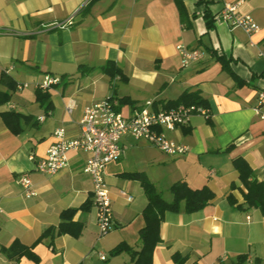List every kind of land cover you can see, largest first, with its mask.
<instances>
[{
    "label": "crops",
    "instance_id": "1",
    "mask_svg": "<svg viewBox=\"0 0 264 264\" xmlns=\"http://www.w3.org/2000/svg\"><path fill=\"white\" fill-rule=\"evenodd\" d=\"M180 1L187 25L175 0H91L84 6L83 0H0V72L16 83L28 82L12 91L0 111L29 117L20 121L18 134L0 117V264H132L128 251L110 254L119 242L134 250L141 246L146 194L126 173L152 182L166 201L172 199L170 186L179 181L213 193L199 210L186 212L181 203L178 211L164 212L152 264H174V252L185 255L186 264H212L221 254L228 257L225 264H237L240 255L264 264V214L244 204L245 188L232 164L242 157L264 181V107L256 110V96L264 89V0ZM226 4L250 14L257 30L246 33L215 20ZM68 19L70 24L57 26ZM178 44L200 49L203 57L183 65ZM219 55L240 85L222 68ZM109 63L120 76L109 75L104 69ZM45 74L60 78L46 90L48 108L36 99L34 87ZM184 91L199 92L209 118L192 114L187 123L164 131L187 147L182 155L163 153L129 135L120 138L122 156L105 167L114 224L105 235L98 236L92 182L81 170L84 153L68 151L67 165L53 174L31 171L29 155L45 156L54 129L63 128L69 139L78 135L85 106L113 96L129 115L145 101L155 110ZM23 171H31L32 197L18 184ZM67 208L76 209L72 221L81 225L79 235L36 242L45 228L58 225ZM14 243L31 247L37 262L9 256L6 250Z\"/></svg>",
    "mask_w": 264,
    "mask_h": 264
},
{
    "label": "built area",
    "instance_id": "2",
    "mask_svg": "<svg viewBox=\"0 0 264 264\" xmlns=\"http://www.w3.org/2000/svg\"><path fill=\"white\" fill-rule=\"evenodd\" d=\"M91 0H83L81 6ZM215 20L226 22L231 27H240L246 33H252L258 28L257 23L250 14H239L235 12L232 4H226L216 15ZM58 23L57 26L70 24ZM183 65L197 61L203 57V52L198 48H187L178 44L176 46ZM60 82L58 76L45 74L43 78L34 83L35 88L47 90ZM28 86V82L16 83V90ZM257 107H264V89L258 91ZM151 101H145L140 108L133 109L129 115H124L118 109V102L113 96L106 97L95 103L84 107L79 119V133L76 137L68 138L63 128L54 129L53 142L46 150L44 157L35 158L29 155L33 162L31 171L43 174H53L67 165V152L70 150L84 153V161L81 167L83 173L87 174L92 182V205L95 212V223L98 236L105 235L113 227V216L111 199L105 181V167L110 161L118 160L123 153L119 143L123 135H129L134 139L148 142L163 153L170 155H182L187 147L169 139L164 131H172L176 127L188 122L192 114H199L205 118L209 116L208 109L203 106L179 104L175 107L151 108ZM43 119V115L39 116ZM23 171L18 178V184L26 197L36 194L30 173ZM1 213V208H0ZM99 258L105 259V254L99 252ZM227 255L221 254L212 264H225ZM242 264H257L248 255Z\"/></svg>",
    "mask_w": 264,
    "mask_h": 264
},
{
    "label": "trees",
    "instance_id": "3",
    "mask_svg": "<svg viewBox=\"0 0 264 264\" xmlns=\"http://www.w3.org/2000/svg\"><path fill=\"white\" fill-rule=\"evenodd\" d=\"M178 9L179 17L183 25H187L185 19V9L180 0H175ZM203 1L199 0L198 2ZM206 3V2H205ZM204 15L208 17V11H204ZM211 19L207 20V24H210ZM221 62L222 68L229 71L236 81L237 85H240V81L234 73H232L227 67V61L221 55L216 57ZM104 69L109 73L111 77L120 76L119 68L115 67L112 63L104 66ZM0 106L6 104L11 96L12 91L16 87V82L5 71L0 72ZM36 99L41 105L46 104V107H50L47 103L48 94L46 90L36 88ZM122 102H126V99H122ZM179 104L190 105L195 104L207 108L206 101L201 99L198 91H184L175 100L167 101L163 107H175ZM0 117L5 126L14 134H18L22 131L20 121L26 122L29 117L23 115L13 109H5L0 111ZM209 116L207 117V119ZM233 167L238 173L239 181L245 188L243 192V202L247 207H256L264 214V181L257 180L249 167L247 162L242 157H236L232 160ZM124 176L129 178H135L139 180L144 193L146 194V204L141 211L144 224L138 230L139 240L141 246L139 250L132 249L125 242H119L110 250V254L115 255L123 251L130 254L132 264H152V252L158 242L161 241L159 235V224L163 218L165 211H178L182 207L186 212H193L199 210L203 206L209 203L213 198V193L206 186L200 188L191 189L185 182L179 181L170 186V192L172 193V199L166 201L161 194L155 189L152 182L142 177L139 173H126ZM83 208H88L85 204ZM75 208H67L60 212V221L56 227L49 226L43 230L41 235L37 238V241H41L45 237L52 238L55 235L69 233L72 236H78L81 231V225L75 221H72V215L75 212ZM9 256L12 255H27L37 262V257L34 252L31 251V247H25L19 243H14L6 250ZM174 264H186V256L179 252H174L171 255ZM237 258V264H242L244 255H240Z\"/></svg>",
    "mask_w": 264,
    "mask_h": 264
}]
</instances>
